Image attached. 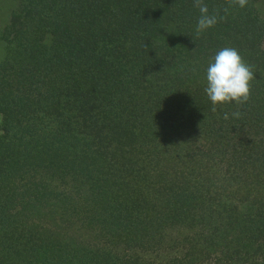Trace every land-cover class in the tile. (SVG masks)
<instances>
[{"label":"trees","instance_id":"16d2710c","mask_svg":"<svg viewBox=\"0 0 264 264\" xmlns=\"http://www.w3.org/2000/svg\"><path fill=\"white\" fill-rule=\"evenodd\" d=\"M203 2L205 31L197 0H19L0 24V264H264V15ZM225 47L254 78L213 110Z\"/></svg>","mask_w":264,"mask_h":264},{"label":"clouds","instance_id":"9594fccd","mask_svg":"<svg viewBox=\"0 0 264 264\" xmlns=\"http://www.w3.org/2000/svg\"><path fill=\"white\" fill-rule=\"evenodd\" d=\"M240 7H243L246 0H237ZM200 8V17L197 22V30L205 31L217 23V17L209 14L207 5L203 0H197ZM254 73L246 65L238 50L231 47L220 49L209 62L206 69L205 94L213 105L227 103L241 104L246 102L250 95V81ZM232 116L239 118L240 112L232 113ZM229 116L226 113L225 119Z\"/></svg>","mask_w":264,"mask_h":264},{"label":"rangeland","instance_id":"374dc122","mask_svg":"<svg viewBox=\"0 0 264 264\" xmlns=\"http://www.w3.org/2000/svg\"><path fill=\"white\" fill-rule=\"evenodd\" d=\"M261 14L264 15V0H256ZM19 6V0H0V24L2 27L9 24L12 12ZM4 43L0 41V60L4 57ZM2 126V115L0 114V133Z\"/></svg>","mask_w":264,"mask_h":264}]
</instances>
